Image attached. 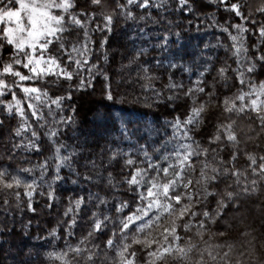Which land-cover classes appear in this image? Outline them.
Segmentation results:
<instances>
[{"label": "snow or ice", "instance_id": "snow-or-ice-1", "mask_svg": "<svg viewBox=\"0 0 264 264\" xmlns=\"http://www.w3.org/2000/svg\"><path fill=\"white\" fill-rule=\"evenodd\" d=\"M217 8L221 5L224 10L234 14V18L246 21L251 27L245 24L226 23L228 27L215 23L213 15V24L210 26L218 27L222 32L227 33L232 43L231 49L225 45L226 57L223 59V66L215 69L219 81L222 82L224 91H231L232 88L239 87L232 95H223L218 92L216 77L208 82V89L200 85L204 84L205 77L210 75L213 70L212 63L202 65L203 71L198 72L199 79L195 81L194 88H188L183 91V84H177L172 81L169 76V83L165 88L173 94L166 96L164 92L152 89L157 101H168L172 105V111L175 112L179 103H186L191 100V106L186 107L185 116L182 120L179 115L174 116L172 121L167 123L173 129V135L163 141L159 149L154 151L157 153L154 159L147 151V146H141L143 150L144 160L141 164H147V167H134L136 161L127 159L125 164L134 167V171L129 177H125L123 183L129 186V192L138 198V203L134 199V210H129L128 215L122 216L117 222L113 223L111 236L105 242L106 249H115L116 264H136L137 252L134 246L140 247L146 252L148 259L145 264H166L167 258L175 252L180 259H185L189 252L196 246L191 243V237H181L179 230L188 232L192 227H197V235L202 237L203 233L199 229H206L205 220L215 224L217 218H223L230 210L238 212L242 207L241 200L257 193V181L247 180L246 173H242L235 167V162L239 157L238 145L239 140L236 132L233 130L234 121L230 123H219V117L216 116L213 106L218 105L224 113H246L253 111L258 114L261 127L264 128V79L256 80L255 78L264 75V19H253L254 15L264 17V0L253 11L252 7L246 2L241 3L240 0L232 2V0H213ZM13 3L18 7H12ZM81 3L88 7L98 8V12H90L81 7L77 0H0V106H3V112L0 113L6 118L18 117V127L14 128L11 133L4 152L0 153V190L14 191L17 201L19 202L21 187L24 188V195L28 199L27 207L31 212H36L32 206L34 195L37 194L38 188L43 183H47L48 191H39V195L46 196L49 201L44 205L45 209L51 210L53 202L56 200L53 185L58 181H64L66 178L61 175L62 169H68L71 174L93 183V177L81 174L76 171L72 164L73 156L77 155L76 151L67 152V145L59 141L61 127H67L74 123L73 116H59L56 118V110L63 111L65 101L72 99L73 88L76 90L87 87L93 78L92 69L98 66L92 64L89 69V77L86 79L80 76V70L88 63V59H76L72 53H80L81 57L90 55V44L95 42L91 40L89 31L95 32H111L114 15L119 12L127 19L135 20L136 16L131 11L132 7L140 9H148L155 7L157 9L167 10L168 0H116L115 9L107 11L108 5L105 0H81ZM178 8L181 11L192 13L195 9L189 4V0H178ZM243 9V10H242ZM57 11L59 14H57ZM84 17V19H81ZM99 17L104 21L103 25L96 24V27L89 29V25ZM144 19V17H140ZM229 27L235 29L236 35L229 31ZM83 29V39H80L77 32L73 36L74 30ZM179 37L180 33H175ZM255 39V43L251 45V50L247 46L248 37ZM108 43L105 36L101 41V46ZM79 45V46H77ZM167 36L164 38V46L167 47ZM70 48V50H69ZM208 48V45H205ZM230 52L231 55H227ZM66 57V62L61 63ZM104 59L108 56L105 53ZM232 59L236 64L233 68L228 60ZM211 60V58H209ZM160 62L157 61V64ZM74 64L76 67L69 71V67ZM169 67L175 68L176 64L170 63ZM25 71H21L20 69ZM145 79H159L149 75V69L144 66ZM185 71H191L185 68ZM231 71L232 77L227 73ZM27 72V74H25ZM103 74V73H102ZM10 78L11 83L8 79ZM78 83L73 84V79ZM68 86L63 87L61 81ZM41 85V86H26ZM248 91H244V88ZM49 88L59 91L63 88L64 95H55L49 93ZM20 91L23 99L16 96V92ZM181 92L183 93L181 95ZM195 93V95H194ZM11 95L10 101L3 99L6 95ZM204 99L199 100V96ZM111 99V92L108 93ZM247 98L248 103H244ZM25 105L27 106L25 108ZM55 105V109L52 107ZM47 110L48 118L45 117ZM73 112L76 110L73 108ZM209 117L208 124L214 129L206 136L202 137L209 145H220L225 143L232 146L229 154V160L218 158L215 148H205L200 141L195 139L193 133L199 134L201 126L205 125V117ZM50 118V119H49ZM4 127V121L0 120V128ZM41 132L45 139H41ZM179 140L183 142H178ZM50 144L52 146V156L46 157L42 162H38L34 168L39 169V177L31 176V182L28 183L21 179V175H14L13 171L18 174H32L34 168L13 169L15 164L14 157L17 152H40L41 145ZM172 145V151H168V145ZM212 152L216 165H211L208 161L209 152ZM223 151V148H221ZM121 150L113 151L109 157V163L120 154ZM127 155V154H125ZM201 156L204 157L200 160ZM193 159L200 161L199 175L196 176L197 168L192 163ZM264 161V156L260 157ZM253 174L260 175L264 178V163L257 165L256 158L249 156ZM175 161V163H173ZM51 162V163H50ZM96 167V162L89 160L84 164L85 168ZM166 165V166H165ZM52 168L53 175L50 181H45L49 168ZM257 168L259 171L257 172ZM241 176L244 177L243 182ZM229 177L233 178V185H226L223 193L216 185ZM97 178H103L102 174L97 173ZM111 173L107 176L109 184L113 183ZM72 184H77L79 180H70ZM195 183V187H194ZM235 187L236 191H228L229 187ZM182 189V191H181ZM134 190V191H133ZM98 197L99 204H107L108 201ZM209 197L215 202V208L212 212L207 210L206 205L209 203ZM93 197L89 195L88 201L83 196H79L75 200L69 197V206L64 209L62 215L65 221L57 222V226L49 231V236L58 235L59 229L65 227L67 235H74L73 230L77 226L78 218L82 208L87 214L89 205ZM204 205L202 210L198 208ZM7 198L4 199L3 209L5 215L8 214L10 208ZM19 207V203H17ZM129 208L128 201H122L115 206L118 214ZM101 216L103 217L101 219ZM203 219L197 220V217ZM171 218V224L164 226L158 234L163 239V244L156 239H149L153 226L160 227L161 220ZM187 218V220H185ZM92 224L87 236L80 239L79 244L75 247L69 245L68 252L80 255L87 253L86 260L90 264H95L99 259V248L97 244L93 245V250L87 248V243L94 238L95 234H104L108 228V224L112 223V218L106 213L92 211L90 217ZM0 223H4L0 221ZM14 223V222H13ZM31 221L25 225V229L31 226ZM118 229V230H117ZM3 231L12 232V228L5 227ZM223 235V233H221ZM247 235V233H245ZM184 239L188 241L187 248L180 246L179 242ZM118 241V242H117ZM175 242V243H173ZM83 245L84 247H81ZM211 255V253H208ZM227 255V253H225ZM49 259L55 257L70 264L67 259V252L47 253ZM19 264H28L31 259V250L24 252L20 249L17 252ZM214 259V257H213ZM200 264H203L201 257Z\"/></svg>", "mask_w": 264, "mask_h": 264}, {"label": "trees", "instance_id": "trees-1", "mask_svg": "<svg viewBox=\"0 0 264 264\" xmlns=\"http://www.w3.org/2000/svg\"><path fill=\"white\" fill-rule=\"evenodd\" d=\"M105 2L108 5L107 11L115 9L116 0H105ZM232 2H236V0H232ZM240 2L244 3L245 0H240ZM246 2L254 11L261 0H246ZM77 3L87 11H99L98 8L88 7L81 3V0H77ZM120 3H124V0H120ZM189 4L195 9L192 13L181 11L178 8V0H168L167 10L155 7L148 9L132 7L131 11L136 16L135 20L127 19L117 12L114 15L111 32L89 31L91 40L95 42L89 45L90 55L81 57L80 53H72L76 59H88V63L80 70L81 77L86 79L89 77V69L92 64H96L98 67L91 70L93 78L87 87L80 90L73 88L72 99L64 102L63 111L56 110L57 119L61 115L74 117V123L67 127H61L58 142L68 146L63 154L67 155V152L76 151L77 155L72 158L73 167L81 174L92 176L94 182L89 183L71 174L68 169H62L61 175L66 179L53 185L56 196L53 208L51 210L45 209L44 205L49 201L46 196L38 194L39 191L47 193L48 187L45 182L40 185L33 198L32 206L36 212H31L28 209V199L24 195L23 187L19 189V202L14 191L0 190V221L4 222L0 223V264H19L17 252L20 249H23L25 253L31 250V259L28 264H64L63 261L55 257L49 259L47 253L51 252H67V259L70 264H90L85 258L87 253L76 255L68 252V246H77L80 239L87 236L91 229L92 211L110 215L112 223L108 224L104 234H95L86 246L93 251H95L93 249L94 244L100 246L99 259L95 264H116L115 249H106L105 242L111 236L113 223L117 222L120 217L128 215L129 210H134V199L137 203L139 202L138 198L129 192V186L123 183V180L125 177L130 178L134 167H147V164L140 163L144 160L141 146H147L148 153L155 159L157 153L154 148L159 149L163 141L173 135V129L167 122L172 121L173 117L177 115L183 120L186 107L191 106L189 99L186 103H179L176 111L173 112L171 103L164 100L157 101L152 89L160 90L166 96L172 95L173 93L165 88V85L169 83V76L173 82L183 84V91L194 88L195 81L199 79L198 72L203 71L202 65L213 61L215 63L211 74L204 78L205 82L200 86L205 87L206 91L209 90L208 82L216 77L217 91L222 92L223 95H232L239 87L237 82V87L232 88L231 91L223 90L222 82L219 81L215 69L223 66L222 61L226 57L225 48L220 45H225L231 49L232 43L227 33L210 25L213 24V15L215 23L225 27L229 26L226 21L231 24H245L248 27L251 25L247 24L246 21L234 18V14L225 11L223 5L217 8L213 0H189ZM12 6H16V4L13 3ZM57 14H59L58 11ZM140 17H144V19H140ZM253 19L261 20L264 17L254 15ZM103 23L104 21L97 17L89 25V29L95 28L96 24L103 25ZM3 26L5 25L3 24L1 27ZM229 31L236 35L235 29L229 27ZM77 32L80 39H83V29L74 30L73 36ZM177 32L180 33L179 37L175 35ZM105 36L108 43L101 46L100 41ZM165 36L168 39L167 47L164 46ZM254 43L255 39L249 36L247 46L250 50ZM205 45H208L207 49ZM105 53L108 56L107 60L104 59ZM227 55L230 56L231 53L228 52ZM157 61L160 63L157 64ZM65 62L66 57L61 60L62 64ZM170 63L176 64L177 67H169ZM228 63L233 68L236 67L232 59H229ZM144 66L148 67L149 75L159 77V79L146 80L143 71ZM74 67L76 65L72 64L69 71ZM186 67L190 68L191 71H185ZM20 70L25 71L22 68ZM227 75L235 79L231 71ZM5 79L11 83L10 78L6 77ZM255 79L257 81L262 80L264 75ZM75 83L78 81L74 77L73 84ZM61 84L64 88L68 86L63 80ZM26 86L41 85L26 84ZM243 90L248 91L246 87ZM109 92H111V99L108 96ZM49 93L50 95L53 93L55 95L65 94L63 88L59 91L49 88ZM16 96L23 99L20 91L16 92ZM3 99L10 101L12 96L9 94ZM203 99L202 95L199 96V100L202 101ZM244 103H248L247 98ZM52 107L55 109V105ZM73 108L76 110L75 112L72 111ZM213 110L219 117V123L235 122L233 130L239 140V157L235 162V167L242 173H246L249 183L252 180L257 181V193L242 199V207L238 212L230 210L223 218H217L215 224L205 220L207 230L199 229L203 233L202 237L197 235L198 229L195 226L188 232L180 229L179 235L191 237V243L196 247L188 253L185 259L178 258L177 254L173 252L168 256L166 264H200L201 257H203V264H264V178L253 174L252 168L256 166L251 165L249 160V156H253L256 158L257 165L264 163L260 159L264 156V128L261 127L256 112L229 114L224 113L218 105H214ZM2 112L3 106H0V113ZM44 114L48 118L47 110ZM0 120L4 121V127L0 128V145H7L12 130L19 126L18 117L6 118L0 114ZM208 120L209 117L206 116V126H201L198 130L199 134L193 133V135L203 147L215 148L218 158L227 161L232 151L231 145H227L226 142L220 145H209L205 139H202L214 131L208 124ZM41 139H45L42 132ZM177 141L183 142L179 140V136ZM41 147L42 151L40 152H17L14 157L13 169L17 166L19 168H34L38 162L52 156L50 144H43ZM117 149L121 150L120 154L109 163V157ZM168 151H172L171 144L168 145ZM3 152L4 147H0V153ZM213 155L210 151L208 161L211 165H216ZM130 158L136 161L134 167L125 164V161ZM203 159L204 157L201 156L200 160ZM89 160L96 162L95 168L91 165L88 168L84 167V164ZM192 163L197 168L196 176L193 177L195 182L199 175L200 161L193 159ZM97 173L102 174L103 178L98 179ZM109 173L114 178L112 184L107 181ZM13 174L21 175L22 180L30 183V177H39L40 172L39 169L34 168L32 174H18L15 171ZM52 175L53 170L50 167L45 176V181H50ZM70 180H79V182L72 184ZM243 180L244 177L241 176V181L243 182ZM226 185H233L232 177L215 187L223 193ZM236 190L234 186L228 188V191ZM97 194H99V198L107 200L108 203L98 205ZM89 195L93 197V200L89 205L87 214L82 208L77 226L73 230L74 235H67V229L61 227L58 235L49 236V231L57 226L58 221L63 222L70 219V217L65 218L62 215L64 209L69 206V197L75 200L79 196H83L87 202ZM5 198L11 206L7 215L3 209ZM122 201H128L129 208L118 214L115 211V206ZM17 203H19V207H17ZM203 207L205 206L202 205L197 210L200 211ZM206 207L209 212L215 208V202L211 197H209V203ZM199 219H203V217H197V220ZM29 221L32 222L31 226L25 229L24 226ZM170 224L171 218L162 219L159 228L153 226L149 239H156L163 244V239L158 233L162 231L164 226ZM5 227L12 228V232L9 234L3 231ZM179 244L187 248L188 241L182 239ZM81 247L84 246L81 245ZM134 250L138 257L136 264H145L148 259L146 252L137 246H134ZM209 252L211 255L208 254Z\"/></svg>", "mask_w": 264, "mask_h": 264}, {"label": "rangeland", "instance_id": "rangeland-1", "mask_svg": "<svg viewBox=\"0 0 264 264\" xmlns=\"http://www.w3.org/2000/svg\"><path fill=\"white\" fill-rule=\"evenodd\" d=\"M12 7H14V8H15V7H18V4H16V6H12ZM6 23H7V22H5V24H6ZM5 24H4V25H5ZM2 25H3V24H0V27H1Z\"/></svg>", "mask_w": 264, "mask_h": 264}]
</instances>
